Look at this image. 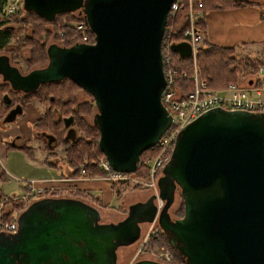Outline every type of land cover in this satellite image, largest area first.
Wrapping results in <instances>:
<instances>
[{
    "label": "water",
    "instance_id": "1",
    "mask_svg": "<svg viewBox=\"0 0 264 264\" xmlns=\"http://www.w3.org/2000/svg\"><path fill=\"white\" fill-rule=\"evenodd\" d=\"M173 1L24 0V10L47 23L78 13L94 41L49 45L47 66L27 75L0 56V76L26 95L64 80L77 85L94 99L92 124L112 171L133 174L171 125L161 103V50ZM191 48L181 43L171 50L191 58ZM18 114L10 111L2 123ZM43 136L48 146L55 142ZM162 173L157 225L184 264H264V114L203 113L182 128ZM177 192L181 219L169 213ZM155 200L131 205L121 222L102 224L98 208L82 200L39 199L19 216L17 233L0 232V264H117V250L138 242L141 226L156 220Z\"/></svg>",
    "mask_w": 264,
    "mask_h": 264
},
{
    "label": "trees",
    "instance_id": "2",
    "mask_svg": "<svg viewBox=\"0 0 264 264\" xmlns=\"http://www.w3.org/2000/svg\"><path fill=\"white\" fill-rule=\"evenodd\" d=\"M8 0H0V13L5 3ZM204 4L200 8L201 13L206 16L208 12L213 10H231L244 7L259 6L264 11V0H203ZM221 3V4H219ZM26 15L21 19L20 27L14 29V27L9 26L8 23L0 24V53L8 51L10 57L16 64H19V61H25L27 65V70H30L33 67H43L47 64L48 60L46 57L47 53V40L51 37V33L46 29V26H52L55 22L69 20L67 28L65 27L66 33L68 36L73 35L69 29L71 23L74 19L71 14L60 15L56 18L54 23H47L45 20H42L38 16L25 12ZM178 21L175 23V34L173 36V42L175 44L183 43L182 33L184 27L187 25L188 20H186V15L184 12H181ZM264 20V12L262 15ZM82 21V20H81ZM8 24V26H5ZM198 30L202 33L203 42L196 48V58H197V67L202 73V78L206 80L211 88H223L227 87L231 83H236L240 78H245L249 75H254L259 72L261 67H264V64L261 60L257 58H252L250 56L238 55L235 49L228 48H219L208 43L206 40L207 27L205 25V20H201L198 23ZM81 42H86L87 44L93 43L94 35L85 29V33L80 37ZM70 39L69 37L67 38ZM66 40L65 45H69V41ZM13 41V44H11ZM13 46V48L10 47ZM28 51V59H24L23 54ZM172 51V50H171ZM173 55V63L171 64L172 68H176L180 73H187L188 77L194 74L193 59L192 58H183L180 55L171 53ZM184 92L191 91L194 88V83L191 80H179L177 83ZM77 85L70 83L69 80H64L58 84H50L43 86L38 93H33L27 95L24 99L18 94L10 92L5 86L0 87V108L6 110L7 106L3 103L2 98L9 96L13 101H23L25 104L34 102L33 98L42 99L44 103V109L48 106L62 112L64 116H74V123L72 124L71 129L76 130L75 137L76 139L67 140L63 137L67 131L62 120L55 121L52 119L49 113H45L43 118L35 123L30 124L31 126V135L33 138L40 136V133L52 134L59 138V143L57 147H61L65 152V157L62 158L61 165L58 164V155L54 150L46 148V143L42 146V150L46 152H52L49 155V158L46 160V165L59 169L60 177L69 178V179H79L82 176L88 178L93 177H107L103 171H100L98 167V159L104 156L103 152L99 150L98 144L100 136L98 134V129L91 124H88L87 119L91 117L93 112V102L89 105L79 103L77 98V92L81 91ZM90 96V95H88ZM91 97V96H90ZM31 99V100H29ZM51 99H54V103H51ZM3 103V104H1ZM2 118L0 117V120ZM35 138V139H36ZM41 140L42 136L39 137ZM44 140V139H43ZM28 148V147H27ZM15 149L14 147H7V150ZM25 150L26 148H21ZM28 150L33 151V148L29 147ZM35 150V149H34ZM38 151H40L38 149ZM34 152V151H33ZM154 154L153 150H149L141 155L139 169L136 174L140 175L142 168L143 160L148 156ZM56 158L57 164L50 162L51 159ZM66 166V169L63 167ZM8 182L6 177V171L3 167L0 166V186ZM116 194L121 186L114 187ZM55 191V188H53ZM21 192L26 191V188L20 189ZM1 196L3 193L0 191ZM61 193V191H60ZM59 191L51 192V198H60L63 194L60 195ZM64 193V192H63ZM121 193V192H120ZM82 195L80 194V197ZM80 197H70L74 199H80L85 201ZM62 198V197H61ZM119 195H117V199ZM9 206H16L14 203L8 202ZM184 202H182L181 207L177 211V217L182 218L184 216L183 212ZM3 215L5 213L3 212ZM8 216V215H6ZM161 232L155 240H152L149 244L148 249L162 250L172 252L174 259L172 264H184L182 262L181 256L174 250L168 239Z\"/></svg>",
    "mask_w": 264,
    "mask_h": 264
},
{
    "label": "built area",
    "instance_id": "3",
    "mask_svg": "<svg viewBox=\"0 0 264 264\" xmlns=\"http://www.w3.org/2000/svg\"><path fill=\"white\" fill-rule=\"evenodd\" d=\"M197 4H194L192 0H174L173 4L171 5L170 10L168 11V23L165 26V35L162 38V50L161 53L163 55V68H164V79L166 81V88H164L162 92V105L170 114V127L165 131L164 135L161 137L160 141L157 142L155 148L152 150L156 154L152 156H147L142 163L141 171L145 172V176L140 177L136 176V172L133 174H121L113 172L111 165L109 162L106 161L104 157L100 159L98 162V167L100 171H103L107 179L117 186L126 183L128 181H134L135 178H139L137 182L138 185L151 188L153 191H157L156 199L158 200L157 205V218L156 220L149 224L153 226V229L147 234V237H156L158 233H161L162 230L159 226H157L156 221L158 220L159 211L164 206V202L159 200V187L157 186V182L163 176V169L166 168L168 163L170 162V157L175 150V143L180 135V131L182 128H185L187 125L192 123L195 119L201 116L203 113H206L213 109H222L225 111L231 112H249V113H259L264 114V96L263 91L260 87L256 86L258 83L263 84V79H261L262 73H264V68H260V76L258 80H252L251 85L244 86L240 83H232L229 84L227 87L223 88L222 90L211 89L209 83L201 78V71L197 67V54L196 48L203 42L202 40V33L196 28V24L201 18L200 12L197 10L198 8L202 7L201 1L197 0ZM24 0H8L3 9L2 13H0V24L8 23L10 21V17L18 13L21 9ZM184 2L188 5V15L189 21L187 25L184 27L182 33V39L184 43H188L191 45L192 54L191 57L193 59V67H194V74L188 77L187 73H180L176 68H171L170 66V59L167 55V43L164 42L165 37L167 36L169 42V50L172 49V46L175 43H171L174 36V29L169 28L170 21H175L176 14L180 10L184 9ZM85 22L82 20L77 24L70 25L69 29L82 33L84 29H86ZM66 27V26H65ZM63 37L65 33L58 32ZM70 46L80 43V41H76L75 39L71 40ZM85 43V42H83ZM178 80H191L194 83V88L191 91L186 92L184 95L178 93L179 95L175 94L173 89L176 90V85ZM177 91V90H176ZM135 177V178H133ZM32 184L31 189H29L28 193H24L23 196L21 195L20 198L22 200V206L14 210L11 214V221L4 222L0 216V232L7 233V234H15L17 233V225L19 221V216L23 214V212L33 203V200L48 197L45 190L38 189L34 187L36 182H30ZM50 197V196H49ZM48 197V198H49ZM31 198V199H28ZM11 199V198H10ZM9 199V200H10ZM33 201L27 205V202ZM2 203H0L1 206ZM23 207V208H22ZM6 213V212H4ZM154 226L158 228L157 231L154 232ZM144 245V244H143ZM165 253V252H163ZM161 253V254H163ZM166 263H170L173 259L172 254H165Z\"/></svg>",
    "mask_w": 264,
    "mask_h": 264
},
{
    "label": "rangeland",
    "instance_id": "4",
    "mask_svg": "<svg viewBox=\"0 0 264 264\" xmlns=\"http://www.w3.org/2000/svg\"><path fill=\"white\" fill-rule=\"evenodd\" d=\"M192 1L194 4H197V2H198L197 0H192ZM199 1H201L202 5L204 4L203 0H199ZM219 4H221V3H219ZM184 6H185L184 9L180 10L178 12V14H176L177 16L175 18V21L174 22L170 21L172 23H170L169 28L174 29V34H175V29H176L175 23L178 21V18L180 17L179 14L181 12H184V15H186V20L189 21V15H188V12H189L188 9L189 8H188V5L186 4V2H184ZM196 8L201 14V18H199L198 22L201 21L202 19L205 20L206 16H204L201 13L200 8H198V6H196ZM25 12L26 11L24 10L23 4H22V7L18 11V13H16L15 15L10 17L9 26L14 27V29L19 28L20 24H21V19H23L26 15ZM71 15L73 16L72 18L74 19L72 22H70L71 25L77 24L81 20L84 21V19H82V17L80 15H78V13H73ZM68 21L69 20H65V21H63L64 23H61L60 21L58 22V20H57V22H55L54 25L46 26V29L49 30V32L51 33V37L49 38V40H47V45L57 44L59 46L69 47L70 44L72 43L71 42L72 39H75L76 41H80V43H83V42H81L80 37H81L82 33L83 34L85 33V29L82 33L70 30L71 32H73V35L68 36L66 33V30H65V26L67 28ZM196 28L197 29L199 28L198 24H196ZM58 32L65 33L64 37L61 34H59ZM68 37L70 38L69 40L67 39ZM167 38L168 37L166 36L164 42H166L167 46H168L167 55L171 61L169 63L171 66V64L173 63V55L171 54L172 51L169 50L170 48H169V42H168ZM66 40L69 41V45H65ZM93 41H94V39H93ZM170 42L175 43V42H173V40H170ZM11 44H13V41H11ZM89 44H91V43H89ZM72 46H74V45H72ZM10 47L13 48L12 45H10ZM2 53H8V51L2 52ZM28 54H29L28 51H26L23 54V57L25 60L28 59ZM8 55L10 56V53ZM238 55H239V53H238ZM243 55H250L251 56L252 54L250 52L249 53L246 52V54H243ZM252 58H257V59L262 61L261 57H255L254 56ZM19 62H20L19 65L21 66L20 68H22V69H24V67L27 68L25 61H22V62L19 61ZM259 72H257V74H255V76L249 75L245 78H240L236 83H240L244 86H248V85H250L249 84L250 81L258 80V78L260 76ZM201 78H202V76H201ZM259 84L260 83H258L256 86H258ZM210 88H211V86H210ZM223 88H225V87H223ZM223 88H216V89L211 88V89H215V91H217V90H222ZM176 90L173 89V91L177 95H179L178 93H180L182 95H184L186 93L180 88V86L178 84L176 85ZM77 98L81 99L82 101L85 100L91 104L93 102L92 115H91V117H89L87 119L88 124L93 125L92 124L93 117L97 114V110L94 107L95 102H94L93 97L88 96V94L82 93V91H78L77 92ZM0 123H1V121H0ZM29 125L30 124H28V129H29V132L31 133V129H30L31 126H29ZM8 127L10 128V126H8ZM11 127H13V126H11ZM76 131H77V128H76ZM47 135H49V134H47ZM35 138H33V136L30 134L29 139H31V141L28 143V146L33 148L34 152L31 150H28V148H29L28 146H27L28 148H26L25 150H21V151L18 149H10L7 151L10 154L9 158L5 162L6 163L5 169L7 171L6 177L8 179V182L5 184H2L0 186V191L3 193L2 196L0 193V203H2L1 209H0V216H1V219L5 223L10 222L12 220L10 217L12 212L14 210H19L16 208H19L22 206L21 205L22 200H21L20 196L21 195L23 196L24 193L25 194L28 193L29 189H31V187H32V184L30 183V182H32L31 179H27L24 176L26 175L27 177H30L33 175V177L35 178V176H34V174H32V172H34L36 167H41V166L49 167L48 165H46L45 162L49 158L50 153L42 150V148H43L42 146H44L43 144L45 141L43 139H42V142L36 141L38 138H36V139ZM38 149L40 151H38ZM54 152H56V154L59 156L58 160H60V161L58 162V161H56V158H53L50 160V162H52V165L57 164V162H58V164L61 165L62 158L65 157V152L63 151V149L61 147H57L56 149H54ZM154 154H156V152ZM154 154L148 155V156L153 157ZM100 159H98V162L100 161ZM63 167L66 169V166H63ZM54 170L55 171H52V175L48 174V176H47L45 174L43 176L44 177H52V176L56 177V176H58L60 173L59 169H54ZM56 170H58L59 173ZM136 176H139L141 179V177L145 176V172L140 171V175L137 174ZM94 178H97V177H93V179ZM104 178H107V177H104ZM133 178H135V177H133ZM138 179L139 178H137V179L135 178L134 181H128L126 183L119 185V186H121V188L117 191V192H119V194L115 195V198H113L112 203H110V204L104 203L101 200L96 201L94 198H90L89 194H85L83 192H80L79 190H74V188L69 189V188L63 187L61 189V188L52 187V186L48 187L46 185H43V186H46L43 188V187L38 186L37 184H35L34 187H36L38 189L45 190L47 193L46 195L48 197H49V195H51V192L54 193L57 190L59 191V193L61 191L60 195L63 194L61 196L62 198L80 197V194H81L82 196L80 198L84 199L85 200L84 202H87L88 204L93 203L94 205L99 206V208H101V210L104 211V212H102V215H103L102 220H101L102 224L103 223H115L116 224L117 222L123 221L127 217V215H128L127 211L131 205L136 204L138 202H146L148 198H150L151 196L154 197V196H156L155 194H157V191H155V190L153 191V189H151V188H147L144 186L140 187V185L135 183L138 181ZM110 184H111L112 189L116 190L114 187H116L117 185L116 184L113 185L112 182H110ZM22 188H26V191L21 192L20 189H22ZM53 188H55V191ZM179 194H180L179 192H177V194H175V199H176L175 203L169 210V213L171 214L173 219L174 218L179 219L177 217V211L179 210V208L181 207L182 202H183V200L181 199ZM117 195H119L118 199H117ZM48 197H43V198H48ZM50 197H52V196H50ZM74 198H72V199H74ZM9 199H10V202L14 203L16 206H12V204L9 206V204H8ZM28 199H31V198H28ZM39 199H42V198H39ZM36 200H38V199H36ZM36 200H33V201L36 202ZM33 201H30V202L28 201L27 205L29 206V204ZM155 201L157 203L158 200L156 199ZM3 212H6L5 215H3ZM6 215H8V216H6ZM141 227H142V235H140L138 242H136L135 244H133L130 247H123V248H119L117 250V254H118L117 264H134L138 261H143V260H151V261H155V263L158 262L160 264H168L165 262L166 261L165 254H170V253L172 254V252L155 250V249H153V250L148 249L150 242L152 240H155L154 237H147V234L150 233V231L153 229V226H150L149 224H143ZM157 230H158V228L154 226V232ZM159 235H160V233H158V236ZM163 252H165V253H163ZM161 253H163V254H161ZM172 256H173V254H172ZM173 259H174V256H173ZM173 259L170 261L169 264H172Z\"/></svg>",
    "mask_w": 264,
    "mask_h": 264
},
{
    "label": "crops",
    "instance_id": "5",
    "mask_svg": "<svg viewBox=\"0 0 264 264\" xmlns=\"http://www.w3.org/2000/svg\"><path fill=\"white\" fill-rule=\"evenodd\" d=\"M264 12V11H263ZM262 9L259 6L237 8L231 10H213L207 13L205 18V25L207 27L206 40L210 45L219 48L235 49L239 55L251 53L250 57H261L264 64V20ZM263 79V84H259L263 91L264 96V73L260 76ZM253 82H249L251 85ZM28 117L25 119L18 120L17 123L12 127L10 131L4 132L0 128V166L5 169L6 160L10 154L6 149V141L8 138L19 135L21 139L30 141V132L28 129L29 123H34L38 118L32 108V105L26 107ZM55 168L53 167H36L34 172L35 178L32 176L27 177L32 182H36L40 187L52 186L57 188H74L85 194H89L90 198H94L96 201L101 200L104 203H112L115 198L116 191L112 189L110 181L104 177L97 178H86L81 177L79 179H69L60 177V173L56 170L59 175L56 177H44L43 175L51 174ZM7 173V171H6ZM55 173V172H54ZM40 175V176H39ZM43 176V177H42ZM29 183V182H28ZM46 185V186H43ZM87 203V202H86ZM93 206L99 208V206ZM1 209V206H0ZM102 215L103 210L98 209ZM103 216V215H102Z\"/></svg>",
    "mask_w": 264,
    "mask_h": 264
},
{
    "label": "flooded vegetation",
    "instance_id": "6",
    "mask_svg": "<svg viewBox=\"0 0 264 264\" xmlns=\"http://www.w3.org/2000/svg\"><path fill=\"white\" fill-rule=\"evenodd\" d=\"M8 24H5V26H8ZM47 46L49 47V45H47ZM1 53H0V56H6V57H8L11 65L14 66V67H17V69L19 70L20 74H23V75H27V73L30 72V71H32V70L44 68L48 64V62H47V64L45 66H43V67H33L30 70H27L26 67H24V69H22V68H20L21 66L19 64H16L15 61L12 60V58L8 55L9 53H2V54ZM18 63H20V62H18ZM1 86H5V88H8L10 90V92H13L11 90V88L6 83L3 82V78L0 76V87ZM45 86H47V85H45ZM41 88L37 92H35V93L40 92ZM81 91H82V93L87 94L83 90H81ZM13 93L14 94H18V96L20 95L24 99L27 96L26 94H22V93H16V92H13ZM29 95H31V94H29ZM24 99H23V101H18L17 102V101L11 100L9 98V96H6V97L4 96L2 98L3 103H5L6 106H7L6 110H2V108H0V117L2 118L0 120L1 121L0 128L2 129V131H4V132L10 131L12 129L11 126H14L17 123L18 120L20 121V119H25L26 117H28L29 113H27L26 107H28V105H32L33 111L37 115H39V118L35 122L41 120L43 118V116H44L45 113H49L51 115L52 119H54L55 121L62 120L64 125H65L66 122H70L69 123L70 124V127L69 128H67L66 125H65L67 131L65 132V135L63 137L67 138V140L76 139V137H75V134H76L75 131L76 130H74V129L72 130L71 129L72 124L74 123V118H75L74 116H64L63 117L62 112L58 111V109H56V107L52 108L50 106H48L46 108V112H45V109L43 107L44 106V103H43L42 99L33 98L34 102L30 101V103H28V104H25V100ZM29 100H31V99H29ZM78 101H79V103H82V104H87V105L90 104L89 102H87L85 100L82 101L81 99H78ZM3 103H1V104H3ZM51 103H54V99H51ZM16 107H18V108L16 109ZM12 110H17L18 111L19 114L17 115V119L14 121V123L7 124V125L6 124H3L2 121L6 118V116H8V113L10 111H12ZM29 124H32V123H29ZM8 126H10V128ZM43 134L40 133L39 135H41L42 138L44 139V141L46 143V146L45 147L48 148V149H50V150L51 149L52 150L56 149L57 148L56 145H58V143H59V138H57L56 136H54L52 134H49V135L53 136L56 139H55V142L52 143V145L48 146L49 145L48 144V140L44 138ZM39 137L40 136L37 137L38 139L36 141L42 142V140ZM8 140L9 141H6V149H7L8 146H10V147H14L15 149H18L20 151L22 150L21 148H27L28 143L31 141V140L30 141H25V140L21 139L19 135H14V136L8 138ZM49 153H52V152H49Z\"/></svg>",
    "mask_w": 264,
    "mask_h": 264
}]
</instances>
